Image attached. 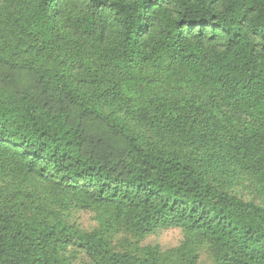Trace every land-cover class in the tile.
<instances>
[{
  "label": "trees",
  "instance_id": "trees-1",
  "mask_svg": "<svg viewBox=\"0 0 264 264\" xmlns=\"http://www.w3.org/2000/svg\"><path fill=\"white\" fill-rule=\"evenodd\" d=\"M220 174L264 200V0H0V177L137 233L198 231L216 264H264V206ZM2 205L0 264H74L73 248L89 264H164Z\"/></svg>",
  "mask_w": 264,
  "mask_h": 264
},
{
  "label": "rangeland",
  "instance_id": "rangeland-1",
  "mask_svg": "<svg viewBox=\"0 0 264 264\" xmlns=\"http://www.w3.org/2000/svg\"><path fill=\"white\" fill-rule=\"evenodd\" d=\"M145 132L147 134L150 131ZM152 135L157 141L163 137L155 133ZM163 144L167 143L163 142ZM175 149L185 157L188 153L192 154L196 161L208 151L206 147L198 144L190 145V143H184L183 147ZM232 167L231 164L228 170ZM213 178L217 186L228 193L245 200H254L264 206L261 187L247 178L227 174L216 175ZM17 186H20L22 191L16 189ZM78 200L75 196L69 197L67 194L55 192L43 181L23 184L17 180L0 177L1 205L11 201L29 217L37 214L46 219L57 217L82 232L102 231L115 252L142 256L146 249L151 248L156 251L164 264H216L213 244L198 231H187L176 226H154L145 233H137L117 220L109 221V215L102 209L79 206ZM66 255L74 264H89L84 253L79 249H69Z\"/></svg>",
  "mask_w": 264,
  "mask_h": 264
}]
</instances>
